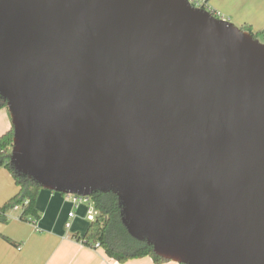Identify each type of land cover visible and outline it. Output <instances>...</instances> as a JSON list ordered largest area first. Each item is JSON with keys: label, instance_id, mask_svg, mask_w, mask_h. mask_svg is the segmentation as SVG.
Here are the masks:
<instances>
[{"label": "water", "instance_id": "water-1", "mask_svg": "<svg viewBox=\"0 0 264 264\" xmlns=\"http://www.w3.org/2000/svg\"><path fill=\"white\" fill-rule=\"evenodd\" d=\"M11 165L114 193L177 264H264V44L188 0H0Z\"/></svg>", "mask_w": 264, "mask_h": 264}, {"label": "crops", "instance_id": "crops-1", "mask_svg": "<svg viewBox=\"0 0 264 264\" xmlns=\"http://www.w3.org/2000/svg\"><path fill=\"white\" fill-rule=\"evenodd\" d=\"M208 4L234 25L264 38V0H208ZM11 128L8 109L0 110V136ZM17 193L13 176L0 168V207ZM88 202L76 205L72 196L43 189L36 204L39 220H21L20 212H12L8 222H0V264H157L151 257L120 263L102 248L77 239L92 223L89 213L94 211ZM70 213L75 215L72 219ZM69 221L71 227L66 228Z\"/></svg>", "mask_w": 264, "mask_h": 264}, {"label": "trees", "instance_id": "trees-1", "mask_svg": "<svg viewBox=\"0 0 264 264\" xmlns=\"http://www.w3.org/2000/svg\"><path fill=\"white\" fill-rule=\"evenodd\" d=\"M254 35L252 30L243 28ZM8 109L7 103L0 97V110ZM14 129L0 136V168H5L13 176L18 193L0 207V222L6 223L16 206L21 207V220H39L40 214L36 208L37 200L43 188L27 176L18 174L11 165ZM89 201L98 213L97 220L92 222L83 237H76L85 244L102 248L106 255L117 262L126 263L133 259L151 257L157 264L169 262L154 253L153 247L146 242L132 238L121 220L119 199L114 193L94 194ZM27 203V204H26Z\"/></svg>", "mask_w": 264, "mask_h": 264}, {"label": "built area", "instance_id": "built-area-1", "mask_svg": "<svg viewBox=\"0 0 264 264\" xmlns=\"http://www.w3.org/2000/svg\"><path fill=\"white\" fill-rule=\"evenodd\" d=\"M188 2L190 3V5L196 9H201V10H205L211 14H213L216 18L220 19V20H227L222 14L217 13L216 11L212 10L208 4V0H188ZM73 203L76 205H79L82 202H86L89 201V199L84 198V197H80V196H75L73 195ZM27 204V203H26ZM22 209L20 206H16L13 209V212H20ZM74 213H70L69 214V219H72L74 217ZM89 220L91 222H95L97 220V217L94 215L93 212L89 213ZM71 227V223L70 221L68 223H66V228H70ZM96 248H99V244H96Z\"/></svg>", "mask_w": 264, "mask_h": 264}, {"label": "rangeland", "instance_id": "rangeland-1", "mask_svg": "<svg viewBox=\"0 0 264 264\" xmlns=\"http://www.w3.org/2000/svg\"><path fill=\"white\" fill-rule=\"evenodd\" d=\"M254 34H256V33H254ZM258 40H260V42H262L263 44H264V38L261 36V33L259 34V36H258V38H257ZM73 198V197H72ZM88 202V201H87ZM89 204H91V206H92V208H93V204H92V202L91 201H89L88 202ZM93 213H94V215L97 217V215H98V213L94 210V208H93Z\"/></svg>", "mask_w": 264, "mask_h": 264}]
</instances>
